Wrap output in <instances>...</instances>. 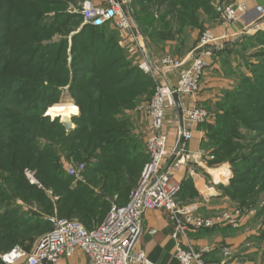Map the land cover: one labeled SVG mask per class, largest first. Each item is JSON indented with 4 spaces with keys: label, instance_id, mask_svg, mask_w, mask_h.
<instances>
[{
    "label": "trees",
    "instance_id": "trees-1",
    "mask_svg": "<svg viewBox=\"0 0 264 264\" xmlns=\"http://www.w3.org/2000/svg\"><path fill=\"white\" fill-rule=\"evenodd\" d=\"M77 1L82 0H0V253L16 246L30 251L52 229L41 214L53 215L55 209L59 218H78L89 231L104 222L110 206L84 185L73 187L66 163L84 164L87 183L116 194L123 206L148 162L125 112L149 100L155 82L130 59L111 24L83 25L80 16L66 12ZM229 1L132 0V8L152 50L186 27L201 28L200 12L219 21L216 4ZM255 38L264 45L259 31L240 39L237 49L220 52L223 70L235 83L201 127L202 147L214 156L209 165L231 166L225 196L263 218L264 60L245 73L232 65L233 57L241 60L240 54L256 47ZM65 91L79 108L69 132L59 118L46 115ZM25 169L36 173L56 202L28 182ZM192 189L190 181L180 185L179 203ZM216 255L207 260L219 261Z\"/></svg>",
    "mask_w": 264,
    "mask_h": 264
},
{
    "label": "built area",
    "instance_id": "built-area-1",
    "mask_svg": "<svg viewBox=\"0 0 264 264\" xmlns=\"http://www.w3.org/2000/svg\"><path fill=\"white\" fill-rule=\"evenodd\" d=\"M75 11L82 18L83 25L102 26L109 23L120 33L129 35L140 55L139 68L155 82L156 88L150 102L136 108L137 112L145 113L151 122L152 133L146 148L148 162L136 187L130 192L128 203L120 206L115 200L104 222L94 230H87L76 220L59 218L57 215L49 217L52 229L38 239L30 251L16 246L0 256L2 263L59 264L61 259L72 258L77 251H81L88 258V264H156L137 248L143 235L144 216L150 211L162 210L169 213L174 223L172 238L175 241V258L178 264H208L204 257L211 254L213 249L204 247L195 250L188 242V232L221 227L239 229L243 222V211L233 209L204 216L186 210L177 199L180 184L174 180V169L195 161L196 155L185 149L193 140V127L207 122L210 113L197 106L185 108L182 98L194 99L199 94L201 81L209 66L207 56L211 55L213 45H217L220 39L210 29L204 30L189 67L184 66V61L171 56L156 63L150 55L144 34L134 19L132 0H106L101 5L86 1ZM250 11L245 2L228 5L222 10L221 24L230 27L245 22L248 26L264 19V8L257 6L254 8L256 21L249 22ZM173 70L179 71L175 84L163 78L164 73ZM168 108L172 111V125L178 135V146L170 152L166 130ZM203 154L202 151L200 155ZM208 158L214 160V156L210 155ZM66 168L70 177L80 180L85 165L78 168L69 165ZM24 175L31 185L43 188L34 171L25 169ZM155 233L156 231H152V234ZM231 255L230 249H222L224 258L228 259Z\"/></svg>",
    "mask_w": 264,
    "mask_h": 264
},
{
    "label": "crops",
    "instance_id": "crops-1",
    "mask_svg": "<svg viewBox=\"0 0 264 264\" xmlns=\"http://www.w3.org/2000/svg\"><path fill=\"white\" fill-rule=\"evenodd\" d=\"M93 2L95 3V0H93ZM105 2L106 0H96L95 4L101 5ZM236 2H245L250 8L249 22L253 20L256 21L257 15L254 12L255 7L261 6L264 8V0H238ZM200 16L201 19L199 22L201 28L186 27L183 33L175 34V32L171 37L167 38L166 41L156 44L152 47V50L149 49L150 55L156 63H159L166 56H171L176 60L184 61V66L189 67L192 63L194 55L197 52L201 33L204 29L209 28L213 34L220 39L217 44L218 46L213 45L211 55L207 56L209 66L203 76L199 94L194 99H190L188 97L182 98L183 106L185 108H192L194 106L206 108V106L209 107L212 103H214L213 101H216L217 103L223 96V93L233 87L234 81L233 79H221L218 75H215V77L217 76L216 79L212 78L208 70L213 67L222 71V65L217 63L220 58V52H227L231 48L237 49L236 44L240 39L244 38V36H248L253 32H259L260 30L264 31V19L259 20L254 25L248 24V26H246L245 22H240L230 27H224L222 26L220 19L219 21L212 20L203 12H200ZM119 34L122 37L120 45L128 52L130 59L134 57L132 58L133 61H135L136 64L139 63L140 55L136 51L134 44L131 42L129 35L126 33ZM221 46H223L222 49ZM233 64L234 63H232V65ZM178 75L179 71L173 70L164 73L163 78H166L170 83L175 84L178 80ZM216 103L214 104L216 105ZM61 104L75 105L73 99L68 94V91H65L62 95L60 105ZM73 114L77 116L79 113H72V115ZM166 124V130L169 137L168 151L170 152L178 146V135L172 124L169 125L167 121ZM201 126L202 124L193 127V140L187 144L185 149L186 152L196 155L195 161L187 162L179 167H176L174 169V180L180 185H182L185 181H190L193 187L192 190H188L189 197H187L183 202H180V205L183 208L196 215L211 216L222 211L232 210L227 208L229 203L226 201H228L229 198L225 196L222 188L229 185L233 173L229 164L213 167L209 165L210 159L208 157L210 155L205 152L202 147L206 139V133ZM202 151L204 154L201 156L200 154ZM224 229L225 227L209 230L208 233L213 235L210 239H208L207 236L205 237L207 234L206 232L198 234L195 232L191 233V230L187 234L188 242L192 247L194 245L198 248L201 246H209L212 248V253L207 255L206 258L218 251L216 260L218 259L221 261V259H223L222 249L225 247H231L230 243H232L231 236L229 235L230 233H224ZM152 231H156V233L152 234ZM173 232L174 223L171 221L169 213L162 210L150 211L144 216L143 235L139 241L137 249L143 251L148 259L153 263L178 264V261L175 258V241L172 238ZM217 234H219L218 237L215 236ZM219 245L223 248L221 249ZM226 260L227 259L222 262L215 260L208 262L229 264V261L227 263ZM88 262L89 260L86 255L81 251H77L72 258L61 259L59 264H88Z\"/></svg>",
    "mask_w": 264,
    "mask_h": 264
},
{
    "label": "rangeland",
    "instance_id": "rangeland-1",
    "mask_svg": "<svg viewBox=\"0 0 264 264\" xmlns=\"http://www.w3.org/2000/svg\"><path fill=\"white\" fill-rule=\"evenodd\" d=\"M86 1L93 2V0L77 1V3L73 4L71 7H69L66 12L71 14V15L80 16L75 10L78 9V7L81 3H84ZM98 1H100V0H98ZM236 1H238V0H230L229 2L224 3V4H216L217 10H219L221 8L219 11L220 18H221L222 10L228 5L237 4L238 2H236ZM95 3H96V0H95ZM206 29H209V28H206ZM206 29H204V30H206ZM203 31H202V33H203ZM202 33H201V35H202ZM257 33L258 32H253L248 36L253 37ZM244 37H246V36H244ZM121 39H122V37L119 34V41H121ZM253 44H255L256 47L250 46L246 52H243L242 54H240V57H242L241 60H238V57H233L232 63L235 64V67L241 66V72L242 73L247 72L246 69L247 68L249 69L248 66L255 65L256 63L261 64L264 60V56H261L264 53V45H259L257 38H255L253 40ZM132 58H134V57H132ZM217 63L219 65H222L221 60H218ZM234 64H233V66H234ZM208 72L212 78L216 79L217 76L215 77V75H218L219 78L224 79V80L225 79L226 80L227 79L228 80L233 79V81L235 83L234 78H231V76L228 73H225V71L223 69H222V71H220V69L212 67L210 70H208ZM201 83H202V81H201ZM154 92H155V90H153L151 97H149V100H146L145 102L143 101V103L140 105L148 104L150 102V100L152 99ZM213 102L216 103V101H213ZM214 103H212L209 107H207V106H206V108L203 107L207 111H210L211 115L213 112L216 111V105ZM58 105H60V104H58ZM52 108H50L48 110V114ZM77 110H79V108ZM125 116H126L125 118L130 123V126L132 128V133L135 135V137L137 139V145L140 146L141 149L146 154L147 140L152 133L150 119L148 118V116L145 113H143V112L139 113L136 110L133 111V109L126 110ZM210 119H211V117H210ZM166 121L169 125H171L172 121H173L172 120V111L169 108L167 109ZM69 165H72L75 168L80 167V165L77 166L73 162H68L65 164L66 167ZM78 185H84V187H87L88 189L93 191L94 195H96L97 197H100L110 207L115 202V200H117L116 202L118 203V196L116 194H103L99 190V188L91 186L90 184L87 183L85 175H82L80 180L74 179L73 187L77 188ZM87 188H85V189H87ZM41 190L45 191V193L54 202L57 201L58 198L53 195L51 190H44V188H42ZM226 202L229 203V206H227L228 209H232V210L233 209H240L243 211V222H242L241 227L239 229H234V230H236V232L234 230L227 231V232H230L229 235L231 236V239H232V241H231L232 243H230L231 247H227V248L230 249L231 251H233V254L231 255V257H229L228 259L225 258V259H227L226 260L227 263L229 261V264H264V217L258 218L256 216L257 210L255 208L241 207L239 204L231 201L230 198ZM16 203L18 205H21L24 209H27V206L24 203H22L21 201H19V202L17 201ZM260 205L261 206L264 205V196H262L260 198ZM52 214L54 216H56V214H57L56 209L54 210V212ZM41 215H42L44 221L50 223L48 219H49V217H51L53 215H46V214H41ZM72 219H74L78 222L80 221L78 218H72ZM43 235L44 234L40 235L36 241H38V239H40ZM218 235L219 234H217L215 236L218 237ZM206 236L208 237V239H210V237H212L213 235L211 233L209 234L207 232L205 237ZM34 244H33V246H34ZM221 245H219V246L222 249L223 247H221ZM223 245H224V243H223ZM204 247H209V246H204ZM204 247L201 246L200 248H198V247H195L193 245V248L195 250H201ZM5 253H7V252L0 253V256L5 254ZM225 259L223 257V259H221V261H218V262L225 261ZM204 260L208 264L210 263V262H208L206 257H204Z\"/></svg>",
    "mask_w": 264,
    "mask_h": 264
},
{
    "label": "bare ground",
    "instance_id": "bare-ground-1",
    "mask_svg": "<svg viewBox=\"0 0 264 264\" xmlns=\"http://www.w3.org/2000/svg\"><path fill=\"white\" fill-rule=\"evenodd\" d=\"M256 22H253L251 25H254ZM77 107L73 104H61V105H55L49 112V115L55 119L57 116H63L69 119H72V113H77Z\"/></svg>",
    "mask_w": 264,
    "mask_h": 264
},
{
    "label": "water",
    "instance_id": "water-1",
    "mask_svg": "<svg viewBox=\"0 0 264 264\" xmlns=\"http://www.w3.org/2000/svg\"><path fill=\"white\" fill-rule=\"evenodd\" d=\"M176 98H177V96H175ZM47 116H50L49 114H48V112H47V114H46ZM76 115H73L72 116V119H73V117H75ZM51 117V116H50ZM56 118H59L60 119V121H61V123L64 125V127L66 128V131L67 132H69V131H71V130H73V129H75V124L73 123V121H72V119H69V118H66V117H63V116H57V117H55V119ZM54 120V119H53Z\"/></svg>",
    "mask_w": 264,
    "mask_h": 264
}]
</instances>
